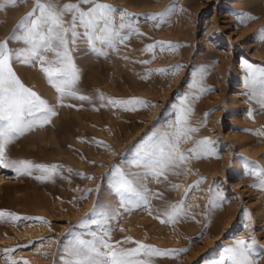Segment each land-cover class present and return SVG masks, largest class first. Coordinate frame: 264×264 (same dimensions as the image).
Returning <instances> with one entry per match:
<instances>
[{"label":"rangeland","instance_id":"1","mask_svg":"<svg viewBox=\"0 0 264 264\" xmlns=\"http://www.w3.org/2000/svg\"><path fill=\"white\" fill-rule=\"evenodd\" d=\"M69 2L79 0H59ZM97 2L117 10V30L121 11L128 14L123 22L133 27L120 30L129 38L117 40L114 49L96 42L107 55L92 52L85 29L77 27L80 35L69 44L80 77L75 90L89 100L65 97L61 103L39 62L12 61L21 82L57 114L8 145L6 157L56 171L42 180L37 177L46 173L39 168L28 175L0 166V212L21 218H0V264H68L83 259L74 255L77 248L109 251L101 239L113 250L138 244L187 249L135 257L149 264H218L240 239L255 238L258 251H264V190L254 186L264 178V85L246 83L245 63L264 68V0ZM0 3L5 5L0 42L25 48L10 37L36 0ZM45 55L55 59L51 51ZM109 99L147 103L131 110L132 105H111ZM182 106L191 108L188 125L197 131L180 141L186 160L175 169L179 174L170 171L167 179H157L148 167L149 152L173 131ZM204 139L212 142L211 151L197 159L189 150ZM121 173L138 191L146 190L147 205L137 207L139 198L131 193L122 202L114 188ZM181 202L187 215L167 222L170 206ZM257 261L264 264V256Z\"/></svg>","mask_w":264,"mask_h":264},{"label":"snow or ice","instance_id":"2","mask_svg":"<svg viewBox=\"0 0 264 264\" xmlns=\"http://www.w3.org/2000/svg\"><path fill=\"white\" fill-rule=\"evenodd\" d=\"M9 2L15 5L22 0H9ZM82 4L92 6L84 10L81 7ZM4 6L3 3H0V8ZM116 11L112 5L97 2V0H79V3L69 2L63 5L59 3V0H36L33 10L17 25V30L10 37L12 40L22 41L26 47L13 50L8 47V41L0 42V166L12 168L18 174L28 175H31L33 168H39L43 173H46V175L37 177V179L42 180L50 179L56 171V166L49 168L34 165L30 161L10 160L6 157L8 145L35 127H43L50 123L51 117L57 114L45 99L21 82L13 70L12 61L16 60L24 64H31L33 61L39 62L41 71L59 94L58 99L61 103L65 97L78 98L82 101L89 100V97L78 95L75 90V85L80 77L71 56L69 44L76 43V39L80 35L76 29L78 26L83 27L85 29L83 36L87 38L91 51L98 55H107L106 52L97 48L96 42L99 41L100 44L114 49L117 40L123 43L129 38L128 35L121 36L120 30L133 27L130 23L125 24L123 22L128 14L121 11L120 19L122 22L119 25V30H117L114 26ZM68 14H71V20L65 21V16ZM166 15L167 11L160 13V19L163 20ZM149 18L156 19V16ZM49 51L54 53V60L49 61L47 59L45 53ZM245 63L249 71V78L246 83L264 85V68ZM260 96L264 97V87L260 88ZM101 99L103 100L104 97L101 96ZM108 103L111 105H132L131 110H135V106H146L147 102L140 99L127 101L109 99ZM190 114L191 108L182 106L180 115L172 126L173 131L160 136L155 143L154 150L149 152L148 167L151 174L157 179L160 177L167 179L166 173L170 171L179 174L175 172V169H178L186 160V154L179 151L180 141L182 138H191L189 134L197 131L196 128L188 125ZM211 143L207 139L200 140L196 147L189 151L199 159L201 155L210 153ZM254 186L264 190V178L261 179L259 185ZM173 187L177 186L173 185ZM114 188L116 193L121 196L122 202L124 195L131 193L139 198L136 201L137 207L140 206V203L144 205L149 203L146 190L144 192L138 191L133 181L122 173L117 177ZM245 214L248 215V213ZM5 215L10 216L13 221L21 219L15 214L0 212V218ZM166 215L168 217L167 222L171 223H175L182 215H187L183 209V202L171 205ZM37 219L42 220V218ZM161 222L166 221L162 220ZM100 243L102 248L109 249V251H101L95 245L85 246L87 250L77 248L74 255L82 256L83 259L69 261L68 264H149L148 261L138 260L135 257L139 256L141 252L145 256H171L178 251H187V249L162 251L143 244H138V247L133 249L113 250V246L103 239ZM79 244L84 245L85 242L79 241ZM260 247L255 238L249 241L237 240L234 246L226 249L225 256L221 258L218 264H258L257 257L264 256V251H258ZM92 253L95 255L93 256ZM12 264H16V262L13 261Z\"/></svg>","mask_w":264,"mask_h":264},{"label":"bare ground","instance_id":"3","mask_svg":"<svg viewBox=\"0 0 264 264\" xmlns=\"http://www.w3.org/2000/svg\"><path fill=\"white\" fill-rule=\"evenodd\" d=\"M54 105H55V103H54ZM55 107H58V106L55 105ZM61 108H62V107H61ZM64 122H65V121H64ZM54 137H55V139H56L55 141L59 142V139H60V138H58L57 135H54L53 138H54ZM43 138H44L43 136L40 137V139H43ZM22 139H23V138H22ZM15 142H16V141H15ZM260 149H261V148H256V149H253V151L255 152V154H258V151H259ZM260 160H261V159H260ZM261 173L263 174L264 172H261ZM52 192H54V191H52ZM262 264H263V263H262Z\"/></svg>","mask_w":264,"mask_h":264}]
</instances>
